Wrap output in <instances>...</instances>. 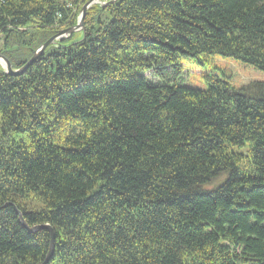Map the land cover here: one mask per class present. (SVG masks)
<instances>
[{
    "label": "trees",
    "instance_id": "16d2710c",
    "mask_svg": "<svg viewBox=\"0 0 264 264\" xmlns=\"http://www.w3.org/2000/svg\"><path fill=\"white\" fill-rule=\"evenodd\" d=\"M87 1L0 0V54L21 67ZM84 27L0 66V264L50 252L14 207L53 229L48 264H264V82L181 81L213 55L264 71V0H116Z\"/></svg>",
    "mask_w": 264,
    "mask_h": 264
},
{
    "label": "rangeland",
    "instance_id": "374dc122",
    "mask_svg": "<svg viewBox=\"0 0 264 264\" xmlns=\"http://www.w3.org/2000/svg\"><path fill=\"white\" fill-rule=\"evenodd\" d=\"M100 1L104 2L102 5H101V3H99L103 7H105V4L108 5L109 4L108 2H110V0H106V1L100 0ZM95 4H98V3H95ZM83 6L81 7V9L79 11V14L77 16V22L74 25L61 27L60 24L59 25L55 24L54 26H56V28L58 27V29H59V30L58 29H55V30L58 31V33H59L60 31L66 30L67 28L76 26L78 23H80V21H81V10H82ZM87 10H86V12H87ZM84 18H85V16H84ZM83 24H84V19H83ZM66 25H68V24L66 23ZM84 29H85V27H84ZM83 33H84L83 29L74 30L71 34H69V33L64 34L63 37H65V38H63V39H67L68 36H73L74 34H75L74 38H79L81 35H84ZM53 37H54V35L51 38H53ZM50 39H48V40H50ZM40 46H38L35 49V52L37 49L40 48ZM31 58H29V60ZM29 60H27L22 66H24ZM209 61H210L209 63L201 65V64H198L197 62H195L193 60H189V59L182 60L183 73L181 75L182 76L181 81L183 82V84L186 86H189V87H193V88H205L206 87V81H205L203 76L205 73H211L210 72L211 69L216 70L217 73H219V74L223 73L225 75V77L230 82H232L235 86H238V87L248 85L252 82H260V81L264 82V71L254 67L251 64L242 62V61L234 59V58L223 57L220 55H213V57ZM0 66H1V64H0ZM21 67H18V69Z\"/></svg>",
    "mask_w": 264,
    "mask_h": 264
},
{
    "label": "water",
    "instance_id": "95a60500",
    "mask_svg": "<svg viewBox=\"0 0 264 264\" xmlns=\"http://www.w3.org/2000/svg\"><path fill=\"white\" fill-rule=\"evenodd\" d=\"M116 0H112L111 2H114ZM95 3H101V5L104 3V2H101L100 0H89L87 1L85 4H84V7H83V14H82V18L83 19V16H84V12L86 11V9L89 7V6H92L93 4ZM79 27H82V23H80V25H78L76 27L79 28ZM75 29L74 28H69V29H66V30H63V31H60L58 34H56L53 38H51L50 40L46 41L44 44H42L40 46L39 49L36 50L35 54L33 55V57L24 65L22 66L21 68H17V69H14L10 63V61L8 60V58H6L4 55L0 54V64L2 66V68L4 69V71L7 73V74H10V75H14V76H17V75H20V74H23L36 60L39 56H41L44 52V50L47 48V46H49L51 43L53 42H56L57 40H63V37L64 34L66 33H69L71 34ZM70 36H68L69 38ZM56 40V41H55ZM19 215V219L20 221L22 222V224L29 229L30 232H33L37 229H40V228H49L52 232V241H51V250L49 252V254L46 256V259L41 263V264H48L49 260L51 259L52 255H53V249H54V233H53V229L49 226V225H41V226H35V227H32V228H29L28 225L25 223L24 219H23V216L20 212V210H18L16 207H14Z\"/></svg>",
    "mask_w": 264,
    "mask_h": 264
},
{
    "label": "bare ground",
    "instance_id": "6f19581e",
    "mask_svg": "<svg viewBox=\"0 0 264 264\" xmlns=\"http://www.w3.org/2000/svg\"><path fill=\"white\" fill-rule=\"evenodd\" d=\"M111 1H112V0H110V2H108V3H109V4L112 3ZM105 6H106V4H105ZM83 7H84V6H83ZM89 7H90V6H89ZM89 7H88V8H89ZM88 8H87V9H88ZM87 9H86V10H87ZM82 10H83V8H82ZM82 10H81V18H82V14H83ZM85 13H86V11L84 12V16H85ZM84 16H83V19H84ZM83 19H81V21H80V23H82V27H79V28L76 29V27H77L78 25H80V23H78L76 26H73V27H70V28H74L75 30H78V29H83V30H84ZM67 29H69V28H67ZM50 250H51V245H50ZM53 251H54V249H53ZM53 253H54V252H53Z\"/></svg>",
    "mask_w": 264,
    "mask_h": 264
}]
</instances>
